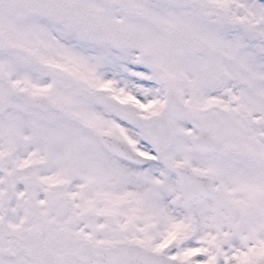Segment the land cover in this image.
Listing matches in <instances>:
<instances>
[{"label": "snow or ice", "instance_id": "1", "mask_svg": "<svg viewBox=\"0 0 264 264\" xmlns=\"http://www.w3.org/2000/svg\"><path fill=\"white\" fill-rule=\"evenodd\" d=\"M0 264H264V0H0Z\"/></svg>", "mask_w": 264, "mask_h": 264}]
</instances>
